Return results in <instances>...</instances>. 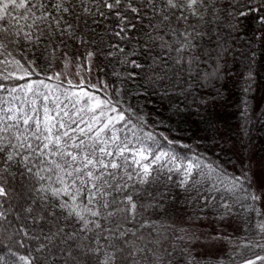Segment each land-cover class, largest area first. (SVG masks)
<instances>
[{"label":"snow or ice","instance_id":"6c2138e0","mask_svg":"<svg viewBox=\"0 0 264 264\" xmlns=\"http://www.w3.org/2000/svg\"><path fill=\"white\" fill-rule=\"evenodd\" d=\"M250 18L259 27L257 47L250 43L240 53L247 61L245 92L255 79L257 54L264 57V0H0V65L14 64L23 73L0 74V81L40 77L41 60L67 66L73 42L78 67L102 55L115 77L99 85L69 80L68 88L46 82L59 81L58 74L0 82V236L25 250L7 247L14 259L0 255V264H139L138 255L145 264L159 262V240L136 225L148 227L141 218L160 206L150 189L165 168L182 172L185 191L193 173L203 176L207 168L226 191L243 193L222 205L225 214L233 204L255 213V234L264 238V185L252 190L251 169L216 175L217 167L199 158L182 164L170 151H153L158 136L169 145L177 141L148 131L139 103L228 79V57ZM209 62L211 72L205 70ZM195 239L192 234L189 242ZM256 247L264 250V244H240ZM257 261L264 255L239 264Z\"/></svg>","mask_w":264,"mask_h":264},{"label":"trees","instance_id":"16d2710c","mask_svg":"<svg viewBox=\"0 0 264 264\" xmlns=\"http://www.w3.org/2000/svg\"><path fill=\"white\" fill-rule=\"evenodd\" d=\"M259 25L254 19L245 21V27L242 29V38L237 40L234 47V52L228 57V66L232 69L228 79L211 81L207 87L194 88L191 94H175L172 96L151 95L146 96L139 101L143 105V111L146 115L149 127L148 131L155 130L157 133L164 132L170 139H174L177 143L169 145L162 137L158 136V143L151 145L152 150L170 151L179 159L176 163L187 164L189 161H195L197 158L205 164H212L217 167L219 175L221 171H226L229 176L238 175L233 169L234 155L228 152L229 135L220 136L215 129L212 111L216 107L226 109L227 113L232 116L230 123L236 121L237 116L242 112L243 107L247 108L248 121L245 130L241 133V137L236 136V132H229L231 139L236 138L240 142L243 150H246L252 142H257L260 153L264 155V57L257 54L255 64V79L252 83L251 91L245 92L246 81L241 75L246 72V63L243 55L240 53L248 52V44H252L253 48L257 45L253 43L254 37L258 35L257 28ZM75 45L73 48L78 49ZM83 53L82 48L79 49ZM31 56V53H29ZM17 59H20L17 53ZM11 60V57H9ZM25 63V61H21ZM93 66L97 73V78L100 81L112 83L115 77L112 75V64L102 55L94 58ZM40 77L31 76L25 80H10L0 81L6 84L25 83L28 79H44L52 67H48L43 60L39 62ZM211 62L206 66V71L211 72ZM9 71H13L16 75H23L17 71L14 64L7 66L0 65V74L7 75ZM50 85L62 84V88H68L69 84L55 79L46 81ZM75 90V89H73ZM95 91V89H87ZM59 94V93H57ZM97 95L103 96V93L97 92ZM0 95H3L0 93ZM63 99V97H61ZM207 101L205 104L204 101ZM245 101L247 102L245 104ZM179 109V111H177ZM151 143V142H149ZM185 145L187 147H185ZM151 159V157H150ZM160 161L159 163H163ZM174 167V165H169ZM205 175H196L193 173L195 181L190 180L189 185L180 186V181L183 178L182 172L173 171L169 173L167 168L164 169V178L152 186L150 191L156 194V199L160 201V206L149 208L144 213L143 219L148 223V227L140 228L138 223L136 230L143 232L149 238L159 240V245L163 251L159 253L161 260L154 261V264H231L230 258L234 259L237 264L242 259H254L256 255H264V250L259 247L251 250L240 248L241 243L251 241L252 244H264V238L255 234L254 224L259 217L253 212L245 211L240 204H233L231 214H225L222 205L224 203L232 204L235 195H243L237 191L235 194L225 190L223 185L216 181V177L207 176L208 169L204 170ZM168 175L172 176V180H167ZM195 183V187L191 185ZM215 186V187H214ZM161 194L163 198H161ZM147 200V198H146ZM179 211L184 216L191 219H214L219 217L230 216L235 219L241 226V234L236 235L238 239V248L228 251L220 258H198L188 252L187 241L184 238L185 229L181 226L173 225L164 221L166 213L171 211ZM183 237V239H181ZM0 255H3L7 260L14 259L7 251V247H12L13 250L24 254L25 250L12 245L7 239V235L0 236ZM139 247V245H137ZM240 252H245L244 256L238 255ZM139 264H145L142 255L135 258ZM19 264V262H18ZM264 264V262L262 263Z\"/></svg>","mask_w":264,"mask_h":264},{"label":"rangeland","instance_id":"374dc122","mask_svg":"<svg viewBox=\"0 0 264 264\" xmlns=\"http://www.w3.org/2000/svg\"><path fill=\"white\" fill-rule=\"evenodd\" d=\"M73 54V61L68 63L67 66L60 61H56L52 66V70L48 72L49 76L53 74L59 75V81L68 84V81H72V84H80L83 80L86 84L99 85L100 79L97 78L96 72L93 66L84 63L82 66L81 61L75 59L76 48L71 50ZM56 80V79H55ZM102 93V92H101ZM243 107L242 112H244ZM242 112L237 116L234 123H230L232 116L227 113L226 109L216 107L212 111V118L214 120V127L219 132L220 136L227 137L228 140V152L234 155L233 169L236 174L240 175L244 169H251L249 173L256 183L253 185V191L258 190L261 185H264V155L260 153L257 142H252L246 150L240 146L241 142L236 138L231 139L229 132L233 130L236 132L238 138L241 137V133L245 130L248 121V113ZM243 162V167L241 164ZM164 221L173 225L181 226L185 229L184 238L187 241L188 252L198 258H220L223 257L228 251L238 248V239L236 235L241 234V226L239 223L230 216L219 217L214 219H191L187 218L179 211H171L165 214ZM195 234L198 239L191 240L190 237ZM262 261H257L256 264H262Z\"/></svg>","mask_w":264,"mask_h":264}]
</instances>
